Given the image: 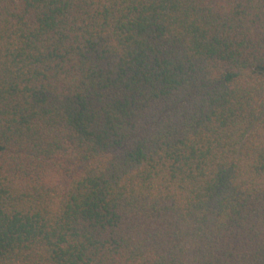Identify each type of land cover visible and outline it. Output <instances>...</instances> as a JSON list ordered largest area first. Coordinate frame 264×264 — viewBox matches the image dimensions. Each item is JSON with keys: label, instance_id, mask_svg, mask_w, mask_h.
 <instances>
[{"label": "trees", "instance_id": "obj_1", "mask_svg": "<svg viewBox=\"0 0 264 264\" xmlns=\"http://www.w3.org/2000/svg\"><path fill=\"white\" fill-rule=\"evenodd\" d=\"M0 264H264V0H0Z\"/></svg>", "mask_w": 264, "mask_h": 264}]
</instances>
